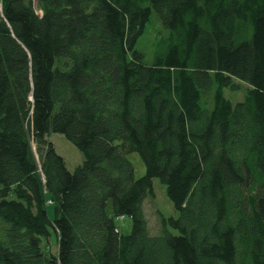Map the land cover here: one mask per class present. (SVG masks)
<instances>
[{
  "label": "trees",
  "instance_id": "16d2710c",
  "mask_svg": "<svg viewBox=\"0 0 264 264\" xmlns=\"http://www.w3.org/2000/svg\"><path fill=\"white\" fill-rule=\"evenodd\" d=\"M0 264H264V0H0Z\"/></svg>",
  "mask_w": 264,
  "mask_h": 264
},
{
  "label": "rangeland",
  "instance_id": "374dc122",
  "mask_svg": "<svg viewBox=\"0 0 264 264\" xmlns=\"http://www.w3.org/2000/svg\"><path fill=\"white\" fill-rule=\"evenodd\" d=\"M145 34L138 39L136 45L137 48L143 51L146 59V63H150L153 58V51L155 48L154 42L160 34H164L165 30L163 25L158 19L156 11H153L151 20L145 29ZM233 83L239 85V89L231 90L227 87L223 89V96L227 97L233 104L238 101H242L248 84L238 79L233 80ZM46 138L53 144L55 151L63 157L66 167L68 170L73 171L78 165L82 163L83 156L78 148L73 145L65 136L58 132H52L46 136ZM127 158L134 165V176L136 178L141 177L145 173V165L139 155L136 152L127 153ZM153 194L147 196L143 204L145 218L148 220V230L151 235L159 234L162 232L161 229V215L163 217H175L177 215L176 209L172 206L170 200L166 196L165 186L161 184L158 178L152 180ZM50 203V201H49ZM109 210V208H108ZM110 211V210H109ZM116 225L119 230L123 233L130 232L131 220L126 217L125 219H116ZM173 234L178 233L177 231L168 228ZM56 237L54 233L49 238V246L52 252L56 251Z\"/></svg>",
  "mask_w": 264,
  "mask_h": 264
},
{
  "label": "built area",
  "instance_id": "2783aa9c",
  "mask_svg": "<svg viewBox=\"0 0 264 264\" xmlns=\"http://www.w3.org/2000/svg\"><path fill=\"white\" fill-rule=\"evenodd\" d=\"M122 219V217H120Z\"/></svg>",
  "mask_w": 264,
  "mask_h": 264
}]
</instances>
